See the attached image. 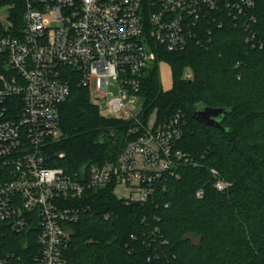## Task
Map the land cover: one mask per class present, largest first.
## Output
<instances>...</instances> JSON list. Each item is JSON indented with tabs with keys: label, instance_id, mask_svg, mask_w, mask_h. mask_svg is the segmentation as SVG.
<instances>
[{
	"label": "built area",
	"instance_id": "obj_1",
	"mask_svg": "<svg viewBox=\"0 0 264 264\" xmlns=\"http://www.w3.org/2000/svg\"><path fill=\"white\" fill-rule=\"evenodd\" d=\"M253 6L254 0H23L19 6L0 0V264H66L71 226L87 210L75 202L88 191L123 186L131 193L127 204H146L180 180L181 169L201 166L175 147L186 126L181 113L166 124L151 125V118L144 124L125 103L140 96L158 48L186 50L204 22L222 28L223 20H242L248 31ZM192 78L189 70L186 79ZM73 82L91 101L109 98L115 113L126 111L135 123L139 136L116 163L73 173L53 166L65 159L53 146L63 136L61 107ZM211 174L219 192L232 187L217 170ZM23 233L37 235L29 257L10 250V235Z\"/></svg>",
	"mask_w": 264,
	"mask_h": 264
},
{
	"label": "trees",
	"instance_id": "obj_2",
	"mask_svg": "<svg viewBox=\"0 0 264 264\" xmlns=\"http://www.w3.org/2000/svg\"><path fill=\"white\" fill-rule=\"evenodd\" d=\"M1 2L19 6L23 0ZM246 29L242 20H223L222 28L204 22L200 39L186 50H156V65L142 80L141 120L146 124L155 113L161 125L181 113L186 126L175 147L201 166L181 169L182 178L146 204H127L113 184L88 191L75 202L87 210L71 226L66 264H264V0L248 9ZM252 33L254 40L246 43ZM160 63L171 69L169 90ZM199 105L227 110L222 128L196 122ZM60 125L63 136L53 148L65 159L53 166L68 173L116 163L139 136L132 133L133 121L101 117L75 82L61 107ZM213 169L232 185L227 192L215 188ZM9 239L10 250L27 257L37 245L35 234Z\"/></svg>",
	"mask_w": 264,
	"mask_h": 264
},
{
	"label": "rangeland",
	"instance_id": "obj_3",
	"mask_svg": "<svg viewBox=\"0 0 264 264\" xmlns=\"http://www.w3.org/2000/svg\"><path fill=\"white\" fill-rule=\"evenodd\" d=\"M159 69H160L163 87L165 89L169 90L172 87L171 69H170L169 65L166 63H160ZM110 83H111L110 93L114 97L119 96V91H118V88L116 86V82L114 80H111ZM92 102L98 108L101 117H103L106 120L127 121L130 117L126 111L115 113L109 105V98L101 99L100 97L96 96ZM125 106L127 107L128 110H130L133 113V115L138 117L144 111L145 98L142 96L133 97L125 103ZM150 118H151L150 123L152 125L156 121V114L153 113ZM115 195L119 199H129L131 197L130 191L127 190L123 186H120V187L115 189ZM133 198H137V196H133Z\"/></svg>",
	"mask_w": 264,
	"mask_h": 264
},
{
	"label": "water",
	"instance_id": "obj_4",
	"mask_svg": "<svg viewBox=\"0 0 264 264\" xmlns=\"http://www.w3.org/2000/svg\"><path fill=\"white\" fill-rule=\"evenodd\" d=\"M227 110L225 109H216L207 106L199 105L193 115V119L201 125L222 128V121L224 119ZM111 139L114 140L113 134H111ZM88 165H85L81 168V171L84 172Z\"/></svg>",
	"mask_w": 264,
	"mask_h": 264
}]
</instances>
